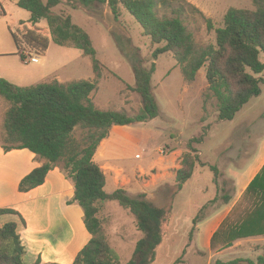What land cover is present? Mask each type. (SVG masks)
<instances>
[{
  "label": "trees",
  "instance_id": "trees-1",
  "mask_svg": "<svg viewBox=\"0 0 264 264\" xmlns=\"http://www.w3.org/2000/svg\"><path fill=\"white\" fill-rule=\"evenodd\" d=\"M177 1L183 0H19L17 3L32 14L31 26L21 21L17 31L12 32L17 53L22 59L27 52H45L50 36L56 43L79 48L93 58L96 73L93 81H52L20 86L0 77V95L9 103L3 120V148L6 151L28 148L45 159L42 165L21 179L19 190L26 192L43 184L49 171L56 166L74 182L75 194L69 202H77L83 208L84 222L92 237L72 264H121L100 216L107 201H117L128 209L136 219L138 230L143 233L125 264H153L164 239L163 225L168 211L154 205L144 192L132 195L123 187L108 192L105 189L106 173L95 160L101 142L109 136L113 126L146 122L160 115L152 87L156 62L147 66L139 46L130 37L118 36L122 52L132 63L136 76L133 89L140 95L142 107L132 116L124 111L97 107L91 95L102 78L103 66L93 40L69 13L57 11L56 7L66 3L92 9L97 2L108 3L116 19L121 15V8H125L141 24L153 44L164 42L156 48L153 58L172 52L187 82H193L199 70L206 66L209 89L217 99L221 120L233 119L251 97L261 93L260 84L264 81L259 76L264 72V59L261 58L262 54L264 56V0H252L253 9L229 8L223 26L216 29V44L206 46L198 45L179 15H159L160 7H169ZM5 13L3 8L0 14ZM41 19L46 20L50 36L37 27ZM204 138L205 133L191 138L188 150L183 153L175 175L179 189L193 177L196 166L201 163L193 144H200ZM211 168L217 177L218 168ZM221 197L225 203L232 198L226 191ZM218 198L217 195L211 203H216ZM3 214L19 215L26 223L14 208L1 207L0 216ZM204 218L205 214L194 218L192 231ZM17 228L16 221L0 224V264H26V248ZM257 236H264V167L214 233L211 248L217 251L231 246L236 240ZM258 261L264 264V256ZM33 264H41V259Z\"/></svg>",
  "mask_w": 264,
  "mask_h": 264
},
{
  "label": "rangeland",
  "instance_id": "rangeland-1",
  "mask_svg": "<svg viewBox=\"0 0 264 264\" xmlns=\"http://www.w3.org/2000/svg\"><path fill=\"white\" fill-rule=\"evenodd\" d=\"M1 1L6 13L0 14V77L9 76L20 86L95 79L93 58L79 48L56 43L45 19H41L37 27L49 34L48 49L27 52L22 59L12 32L17 31L21 21L31 26L32 14L17 4L19 0ZM231 7L255 8L252 0H183L160 7L158 13L167 17L179 15L198 45L206 46L216 44V29L223 26L224 15ZM56 10L69 13L93 40L103 66L102 78L91 95L97 107L124 111L130 116L142 107V99L133 89L136 76L132 63L122 52L118 36L130 37L139 46L147 66L156 62L152 87L160 115L146 122L113 126L110 150L102 148L98 157L106 158L110 162L108 166L121 164L124 167L121 180L132 179L135 191L143 187L154 205L167 209L164 239L153 264H208L207 253L193 241L194 218L206 215L213 205L222 203L223 192L231 193L233 180L229 168L247 163V156L264 136V81L260 84L261 93L251 97L233 119L221 120L217 99L209 89L206 66L199 70L193 82H187L172 52L153 58L156 48L164 42L153 44L141 24L125 8H121L118 19L108 3L97 2L92 9L62 3ZM32 56H37L39 62L31 61ZM261 58L264 59L263 54ZM259 76L264 80V72ZM8 107L9 103L0 95V145H3V120ZM204 133V140L193 144L201 163L196 166L193 177L179 189L175 181L177 166L191 138ZM108 155L118 159L119 164ZM211 166L218 168L217 177ZM104 169L116 172L111 167ZM106 189L113 191L115 186L110 183ZM216 190L221 194L216 203H211ZM100 216L111 246L119 251L121 264H125L143 236L135 217L117 201H107ZM238 258H213L210 264L230 260L236 264H252L251 261L259 264L256 257Z\"/></svg>",
  "mask_w": 264,
  "mask_h": 264
},
{
  "label": "crops",
  "instance_id": "crops-1",
  "mask_svg": "<svg viewBox=\"0 0 264 264\" xmlns=\"http://www.w3.org/2000/svg\"><path fill=\"white\" fill-rule=\"evenodd\" d=\"M7 78L13 83L16 82L9 76ZM111 140L112 135L109 134L101 142L95 155V160L103 169L104 167L107 169L111 167L116 171L112 172L111 169H104L107 176L105 189L111 183L115 186V190L123 187L132 195H137L141 192L147 193L143 187H141L140 191H135L132 179H126L125 177L123 179L126 180L120 179L121 171L124 170V167L117 162L118 159L108 155L113 162L119 164L117 166H108L107 164H110V162L106 158L98 157L102 148L103 150H110ZM44 161L45 159L28 148H16L6 151L0 145V208L16 209L26 221L24 223L20 216L16 214H3L0 216V224H5L9 221L17 222L18 232L26 248L24 257L26 264H33L39 258L41 259V264L47 262L72 264L78 252L92 237L84 222L83 208L77 202H69L75 194L74 182L67 178L59 166H56L49 171L43 184L26 192L19 190L21 179L34 168L42 165ZM246 162L242 165H237L235 168H229L234 187V190L230 193L232 196L231 200L225 203L222 198L223 202L213 205L209 213L205 215V218L196 225V235L193 241L201 251L207 253L208 264L211 263L213 258L222 260L224 257L228 259L233 258V256L235 258L239 256L238 259H241L240 257H256L259 263L258 258L264 256L262 255V251H264V236L239 239L231 246L217 251H213L211 248V240L214 233L232 211L251 181L264 167V136L260 141L256 142L255 148L247 156ZM180 166L181 164L177 166V170ZM216 193L218 196L221 194L219 190H216ZM224 193L221 195H224ZM117 252L119 253L118 250ZM233 262L237 263L234 260L225 261L224 263L232 264ZM251 263L254 264L252 261Z\"/></svg>",
  "mask_w": 264,
  "mask_h": 264
},
{
  "label": "built area",
  "instance_id": "built-area-1",
  "mask_svg": "<svg viewBox=\"0 0 264 264\" xmlns=\"http://www.w3.org/2000/svg\"><path fill=\"white\" fill-rule=\"evenodd\" d=\"M2 6H3V5H2L1 0H0V11L3 10V7H2ZM31 61H33V62H38V61H39V58H38L37 56H32V57H31Z\"/></svg>",
  "mask_w": 264,
  "mask_h": 264
}]
</instances>
